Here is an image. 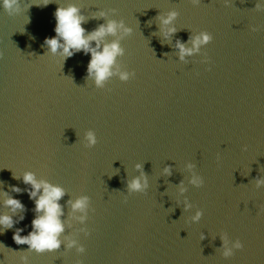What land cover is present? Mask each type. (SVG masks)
Wrapping results in <instances>:
<instances>
[{
  "label": "clouds",
  "instance_id": "1",
  "mask_svg": "<svg viewBox=\"0 0 264 264\" xmlns=\"http://www.w3.org/2000/svg\"><path fill=\"white\" fill-rule=\"evenodd\" d=\"M198 3V0H195ZM227 2V0H226ZM49 0H41L40 3L47 5ZM264 5V0H261L257 4V8ZM0 7L3 8L9 15H14L21 12L20 0H0ZM101 16L105 13L101 12ZM177 16L175 11L171 12L166 19H164V24H169ZM56 26L55 33L53 37L46 38L45 43L53 54L57 52L63 58L71 57L74 52L83 50L86 53H91V59L88 64V74L94 77L96 87L103 88L105 86V81L111 76L118 74L121 80H129L134 76V72L119 71L117 68L116 72L112 71V66L115 63L116 57L122 55L124 49L120 46L119 40H114L111 43H104V38L106 35H115L118 31L122 30L123 34L130 35L133 31L131 27H126L123 21L110 20L106 25L102 24L97 29L93 30L91 33L85 35V29L82 27L84 22V16L80 13V9L76 4H68L66 6H59L55 11ZM253 31L257 28L253 26ZM169 32H174L175 28H170ZM213 39V36L208 31H203L198 34L193 40V47L186 48L183 43H179L181 59L184 58L185 54H191L199 51V48L203 44L209 43ZM95 41V46L92 43ZM101 44H103L101 50ZM97 143V135L93 129H89L85 135V144L87 147H92ZM140 167V165H137ZM189 165V168H192ZM166 172L170 171L168 168L165 169ZM25 184H30L31 188L28 189L29 196L35 202V212L37 213L32 222V231L26 236H21L20 232L22 229L17 230L13 234V239L18 244H28L31 249L37 252L53 251L60 247L61 240L60 234L64 231V224L61 220L63 215V209L60 205V199L65 195V191L62 187L58 185H52L47 181L38 180L34 173L26 172L23 176ZM191 183L196 186H202L204 183L203 177L199 175H193ZM264 185V179L257 181V186ZM129 188L132 191L143 192L147 188V180H143L141 183V178L134 179L130 182ZM13 191L19 193L21 189L17 186H13ZM181 191L184 188L181 187ZM4 204L15 212L18 209H24L25 205L15 197H7L4 200ZM89 206V197L82 196L72 202L73 210H79L83 213L78 219L83 222L87 218V209ZM203 215L201 210H198L195 216L192 218L194 221H198ZM23 219V217H21ZM15 221L12 216L4 214L0 215V226L6 228H11ZM85 234H87V228L83 229ZM225 245L227 246L228 240L225 239ZM77 246L79 252H84V246L78 245L76 240H70L68 247ZM244 247L243 242L240 239H236L232 247H226L224 255L226 257L232 256L235 250L242 249ZM2 264V261H0ZM25 264H27V258H25ZM78 264H83L82 261Z\"/></svg>",
  "mask_w": 264,
  "mask_h": 264
},
{
  "label": "water",
  "instance_id": "2",
  "mask_svg": "<svg viewBox=\"0 0 264 264\" xmlns=\"http://www.w3.org/2000/svg\"><path fill=\"white\" fill-rule=\"evenodd\" d=\"M225 239L228 240L227 246ZM240 239L244 247L226 257ZM53 251L28 244L0 246L2 264H264V224L201 225L142 229L61 238ZM70 240L83 245L68 247Z\"/></svg>",
  "mask_w": 264,
  "mask_h": 264
}]
</instances>
